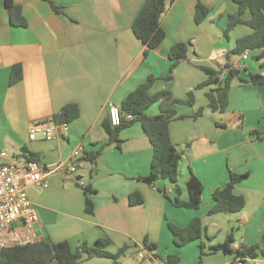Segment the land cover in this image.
<instances>
[{"label":"crops","instance_id":"1","mask_svg":"<svg viewBox=\"0 0 264 264\" xmlns=\"http://www.w3.org/2000/svg\"><path fill=\"white\" fill-rule=\"evenodd\" d=\"M12 1L26 25L10 24L5 0H0V151L5 152L0 162H14V155L24 162L22 148L35 153L41 166L69 164L77 145L84 147V154L101 149L93 162L84 155L77 158L75 173L34 174L47 183L26 189L37 212L32 226L36 240H66L74 248L81 241L92 244L108 238L109 252L125 247L116 261L92 257L80 264H155L167 254H176L178 264H232L233 254L211 248L229 235L231 248L255 244L264 249V139L250 134L264 132V85L233 78L223 112L206 106L205 92L212 86L194 89L206 79L196 64L221 67L239 60L242 78L249 72L264 74L257 59L248 62L255 52L246 48V60L231 53L236 39L252 31L238 24L225 33L228 15L237 9L234 0H166L160 19L165 37L153 49L132 31L145 0H50L61 7L58 12L48 0ZM197 1L209 9L200 23L194 18ZM249 15L246 12L244 18ZM178 42L189 44L187 55L171 71L168 51ZM16 63L22 77L9 84ZM148 76L154 78L150 94L169 90L185 98L193 91V104L177 106L183 117L169 123L170 139L180 153L176 187L168 179L154 184L139 179L149 173L153 155L140 122L122 128L119 143L110 141L102 126L108 106H118ZM67 103L79 109L67 129L56 127L49 139L41 133L29 138L31 123L50 120ZM199 107H204L202 115L192 117ZM158 112L157 103L145 111L148 116ZM230 171L246 174L233 187L244 206L235 212L209 213L215 203L212 192L226 185ZM190 172L203 184L201 203L194 209L175 206L164 194L171 189V197L186 200ZM85 186L92 190V213L85 211ZM134 192L141 203L130 204L129 194ZM194 217L200 219L202 236L177 246L168 222L184 227ZM145 239L155 247L148 257L138 259L136 250H148ZM261 257L242 264H259Z\"/></svg>","mask_w":264,"mask_h":264},{"label":"trees","instance_id":"2","mask_svg":"<svg viewBox=\"0 0 264 264\" xmlns=\"http://www.w3.org/2000/svg\"><path fill=\"white\" fill-rule=\"evenodd\" d=\"M48 1L55 11L58 12L61 9L60 6L53 4L50 0ZM234 1L237 4V9L234 13L228 15L225 33L238 24H245L252 31L236 39V45L231 53L241 54L247 48L250 52H255L253 57L259 61L260 67H264V0ZM5 5L8 10V21L10 24L25 26L26 21L21 15L20 8L12 0H5ZM165 7L166 0H145L132 22V31L148 49L158 47L165 37V31L160 24L161 15ZM208 10V7L201 1H197L194 15L196 23H200L206 17ZM246 12L250 14L248 18H244ZM188 45V43L178 42L170 47L168 57L171 60V71L180 60L186 58ZM196 66L206 74V79L194 86V89L212 86L205 92L207 98L206 106L212 111L223 112L226 109L228 90L233 78L237 77L242 82L264 85V74L249 72L247 78H242L240 76L242 69L232 67L231 63H225L221 67L204 64H196ZM21 77V65L19 63L13 64L10 70L9 84L20 80ZM153 81L154 78L148 76L143 83H140L121 100L118 105L121 114L118 125L112 126L107 117L102 121V126L108 133L109 140L119 143L118 135L120 130L134 122H140L152 145L153 155L149 173L145 176H139V179L148 184H154L160 178L168 179L176 187L180 153L170 139L169 123L173 119L183 117V115L177 113V106H191L193 104V91H188L185 98H177L169 90H159L150 94L148 89ZM155 103L158 104L159 112L155 116H148L145 111ZM203 110L204 107H199L192 114V117H199L202 115ZM128 114L132 117L127 118L126 115ZM78 115V105L76 103H67L52 115V119L55 122H69L78 117ZM250 134L257 136L259 139H264V132L252 130ZM100 151L101 149L86 153L83 158L93 162ZM21 153L25 160L37 161L36 154L33 152L22 148ZM245 176V173L229 172V179L226 185L222 188H216L212 192V198L215 203L209 213L219 211L235 212L243 208L244 198L241 195L234 194L233 187ZM185 188L188 193L186 200H181L177 195L171 197L165 191L164 194L175 206L198 208L201 203L202 182L190 172L185 181ZM83 191L86 195L85 211L92 213L93 202L90 198L92 190L85 186ZM129 202L130 204L141 203L142 198L139 193L134 192L129 194ZM167 226L177 246H183L190 241L199 239L203 233L198 217L192 218L184 227H179L171 222H168ZM232 241V236L229 235L223 243L215 244L211 248L213 251L222 250L225 253L233 254L234 259H238L242 263L247 259L257 258L258 255L264 257V249L259 248L258 245H242L237 248H231ZM109 244L110 239L99 238L92 244L81 241L74 248H71L66 240L55 242L46 237L38 241L16 244L0 249V264H80L84 259L92 257H108L116 261L125 247L119 248L117 253H111L107 250ZM144 245L148 250L155 247L154 244H147L146 239L144 240ZM199 245L201 256L204 254V246L201 242ZM165 260L169 264H178L179 258L176 254H167Z\"/></svg>","mask_w":264,"mask_h":264},{"label":"built area","instance_id":"3","mask_svg":"<svg viewBox=\"0 0 264 264\" xmlns=\"http://www.w3.org/2000/svg\"><path fill=\"white\" fill-rule=\"evenodd\" d=\"M249 50L245 49L240 56L241 60H246ZM234 68H240L239 60L231 63ZM120 111L118 106L110 104L107 110V117L112 126L120 123ZM131 118L130 114L126 115ZM60 127L67 129L68 122H55L50 120L33 122L28 129V136L33 139L37 133H41L46 139L54 134V129ZM84 155V147L77 145L72 150L71 161L69 164L63 162L46 164L41 166L37 161L25 160L22 163L0 162V249L16 244L38 241L33 233V223L37 220V212L28 199L26 189L31 184H41L47 186L41 178L35 177L36 172L50 174L57 170L75 173L77 171L76 159ZM5 156V152L0 151V158ZM83 184L81 180H78ZM171 189L165 190L167 194ZM239 246H235L237 248ZM138 259L148 257L149 250L139 249L135 252ZM155 264H169L165 259H157ZM234 264H242L238 259ZM259 264H264V257H261Z\"/></svg>","mask_w":264,"mask_h":264},{"label":"rangeland","instance_id":"4","mask_svg":"<svg viewBox=\"0 0 264 264\" xmlns=\"http://www.w3.org/2000/svg\"><path fill=\"white\" fill-rule=\"evenodd\" d=\"M248 62H249L250 64H254V63H256V59L253 58V56H252V57L249 56ZM10 158H11L15 163H17V164H19L20 161H21V158H20L19 156H17V155L10 156Z\"/></svg>","mask_w":264,"mask_h":264}]
</instances>
